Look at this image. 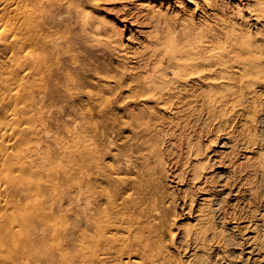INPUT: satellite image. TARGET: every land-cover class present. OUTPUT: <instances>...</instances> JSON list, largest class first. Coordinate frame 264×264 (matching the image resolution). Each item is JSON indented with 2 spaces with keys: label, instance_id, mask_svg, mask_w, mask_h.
Returning a JSON list of instances; mask_svg holds the SVG:
<instances>
[{
  "label": "rangeland",
  "instance_id": "obj_1",
  "mask_svg": "<svg viewBox=\"0 0 264 264\" xmlns=\"http://www.w3.org/2000/svg\"><path fill=\"white\" fill-rule=\"evenodd\" d=\"M12 1L0 11V126L16 130L0 148L28 140L0 149L6 264H53L41 213L56 222L63 211L70 224L99 205L141 218L167 264H264V84L241 95L225 80L217 88L236 94L212 109L207 81L189 80L186 100L167 109L143 88L174 78L177 44L223 55L237 78L238 42L247 37L264 56V22L251 20L259 0ZM23 154L40 172L33 179L18 172Z\"/></svg>",
  "mask_w": 264,
  "mask_h": 264
},
{
  "label": "bare ground",
  "instance_id": "obj_2",
  "mask_svg": "<svg viewBox=\"0 0 264 264\" xmlns=\"http://www.w3.org/2000/svg\"><path fill=\"white\" fill-rule=\"evenodd\" d=\"M78 1H80V4H81L82 0H78ZM74 2H76V1H74ZM13 5H14V2L12 0H0V11L4 10L7 7L11 8ZM81 5H83V3ZM17 9L21 10V13H19V14L22 15L21 16L22 20L25 21L26 13H27V5L26 4L22 5ZM15 10H16V8H15ZM20 10H18V11H20ZM253 11H254V13L252 14L253 17L251 20L255 21L258 24H260L261 22L263 23L264 22V0H259L258 2H256L255 8ZM30 18H31V16L29 17V20H30ZM245 21L247 22L248 20L246 19ZM4 26H6L7 28H4ZM2 29H3V31H2ZM11 31H12V29L9 27V25H3L1 27V33L5 34V35L10 33ZM209 34H211V33H209ZM212 37L215 38V35ZM206 40H208V39H206ZM213 41L208 40V42H210V43H208L207 41L206 42H207V44H209L211 46V42H213ZM207 44L205 45V48H206V46H208ZM214 46H215V43H214ZM198 47H200V46H197V48L193 47V48L184 49L185 47L184 48L180 47L179 44H177L176 46H173L172 57L175 60V62H174V65L172 66V68L174 69V71H173L174 78H172V80H169V81L162 79L163 81H161V83L158 84L156 81H151V80L149 81V79L152 76H155V75H152L148 79L149 82L146 81L148 83L144 84V86H143V88L146 91L145 93L148 94L153 99L160 101L159 103L163 107L165 106V108H166V106H167V108H168V107L172 106V104L174 103L175 100H179L180 102H184L186 100V98H187L186 92H188L189 87H190L189 80L196 78V79H199L201 82L207 81L209 83L207 91H205V93H209V97H208V99H206L205 102H207V105L212 109L213 106H215V105H217V106L225 105L227 103L228 99L236 94V91L232 87H226L225 92H223L222 90H219L217 88L216 85L219 83H223L225 80H227V81H235L236 80V82L239 84V87H240L238 92H240L241 95H243V93H245L244 92L245 89L247 90V92H246V94H247L248 91H250L251 89H254L256 86L264 84V56L262 55L261 51L258 50L257 46L253 43V41L249 42V39L247 37H245L243 42H238L236 44L237 53L232 58V61H233L232 63L236 64L240 70L239 76L237 78L229 75L228 69H227L228 61L223 58V55L215 53V55L213 56V55L208 54L209 52L207 54H205L206 52L203 54L202 51L204 52V50H202V48H198ZM203 47H204V45H203ZM217 48H219V47H217ZM223 49H225V48L223 47ZM193 53H194V55L191 56L190 54H193ZM15 57H16L15 55L10 56L11 59L13 58V62H15L14 59H16V63H17L18 58H15ZM26 57L29 59L35 58V56L32 55L31 53L27 54V56H25V58ZM22 58H24V57H22ZM36 58H37V56H36ZM39 58H41V57H39ZM19 61H20V59H19ZM20 62H22V61H20ZM19 63H17V64H19ZM27 63H28V61H27ZM23 64H25V63H23ZM212 71L213 72L217 71L218 76L216 77V79H211L213 77L208 76L210 74V72H212ZM13 94H14V91H13ZM9 95H11V94H9ZM213 95L215 97L211 98ZM11 96L13 98V95H11ZM14 96H15V94H14ZM17 105L13 104V106L11 107L12 114H14L13 111L15 112V111L19 110V106H17ZM20 108H22V107H20ZM25 108H27V107H25ZM11 112H10V114H11ZM11 116L13 118V115H11ZM13 120H15V119H13ZM2 126L3 125L0 126V136L3 135L4 133H6L7 134L6 136H8V137L13 136L12 133H13V131L16 130L15 127L11 126L10 127L11 130L8 131L7 127H2ZM29 126H30V124L27 127H29ZM33 126L34 125L31 124L32 130H31V128H28V130H27V132L29 131L28 133L30 135H31L30 131L35 130V129H33ZM22 131H23L22 127L19 128L17 130V132L14 133L15 138L19 132L22 135ZM37 132H39V131H35V133H37ZM35 135L33 137H35ZM26 138L24 136L23 139L17 140L16 142H14V141L11 143L4 142L1 145V148L11 147V145H14V144L19 145V144H22L23 142L25 143L24 140H28V137H26ZM3 150H5V149H2V152L7 151V150H5V151H3ZM38 153H37V155H38ZM29 155L32 158V155L31 154H29ZM41 156H42V154L40 155V157ZM42 157H44V156H42ZM34 158L35 157L33 155V159ZM25 159H27L26 154L19 155L17 158L16 164L19 167L18 168L19 174L24 176V177H25V175H23V173L27 174L29 172L28 176H30V173H32V172L39 174L40 172H37V169L31 170V168L33 167V164L31 166L30 170H28L31 164H30V161H28L30 165L29 164L27 165L26 164L27 160H25ZM37 159H38V157H37ZM40 159H42V158H39V160ZM45 159H48V158H45ZM45 159L43 161V164L45 163L44 165H46V162H47ZM51 164L52 163L50 162V165ZM26 165L28 168L26 167ZM39 168H38V170H39ZM41 169L43 170L44 168H41ZM51 169L54 170V168H51ZM33 170H36V171H33ZM49 170H50V168H49ZM45 171H46V169H45ZM51 172H52V170H51ZM28 176H27V178L25 177V179H28ZM24 177H23V179H24ZM29 178H31V176ZM33 178H31V179H33ZM23 183H24V181H23ZM30 183L28 181V184H30ZM32 183H34V180H32ZM6 184L7 183L5 182L3 184V187H5ZM28 184H25V186L26 185L28 186L29 191L33 190V188L35 186L31 188V187H29L31 185H28ZM23 186H24V184H23ZM27 186H26V189H27ZM51 196H49V197H51ZM52 197H54V196H52ZM107 199H109V198H107ZM111 199H112V197H111ZM111 199H110V201H111ZM2 200H5V199H1V197H0V205L2 204ZM115 204H116V201H115ZM44 205L47 206V204H45V203H44ZM49 206H51V205L49 204ZM108 206H109V204H108ZM117 206H118V204H117ZM124 206H123V208H124ZM52 207L56 208L57 206L56 207L52 206ZM52 207H51V209H52ZM99 207H100V205H99ZM112 207L114 210L116 209L115 206L112 205ZM112 207H111V209H112ZM98 208L97 209L95 208L96 210H92V212H89V210H88L89 213L84 212L82 214L83 217L81 216L80 220L76 218V221L75 222L72 221V223L70 222V224H69V221H68V223L65 222L66 216L63 215V213H64L63 211L61 214H59L60 215L59 221L57 219V217H58V213H57V216H56L57 221L56 222L54 219H52V218H54V216H51L53 214L51 211H49L50 213H47L46 211L41 213V216H42L41 217V224H42V228H43L42 233H43V241H44L43 244L46 247L50 248V251L47 250L48 251L46 253L47 257L45 255V252H43L45 257L47 258V262H51L53 264H167L168 263L165 260L164 256L162 255L161 249L157 245L158 240L155 237V233L153 235L154 231H152L151 229L146 231L144 225H142V223L140 222L141 218H140V220L138 219L139 217L131 219L132 217L129 216L130 217L129 218L125 215L127 212L125 214H123L122 212L120 213V211H119L118 212L119 214H116V213L114 214L108 210L106 212L105 211L106 209L102 211ZM48 209H49V207H48ZM111 209H109V210H111ZM120 209H121V207H120ZM124 209H126V208H124ZM56 210L58 211V209H55V212H56ZM59 211H61V210H59ZM77 212H74L75 215ZM80 212H81V210H80ZM116 212H117V209H116ZM128 213L130 214V212H128ZM138 214H140V213H138ZM4 215H6V214H4ZM61 215H63V216H61ZM79 215H81V214H79ZM131 216H132V214H131ZM134 216H135V214H134ZM72 220H75V219H72ZM21 221L25 222V224L28 223L27 219L19 220V223L22 224ZM81 221H82V225L78 224ZM57 222H59V223H57ZM28 224H30V222ZM9 229H11V228H9ZM20 236L22 237V233L19 234V237ZM24 239H25V237L22 240H24ZM3 240H2V238L0 239V241H1L0 242V261L2 260V258L4 256L8 255V252L4 251V250H7V247L5 246V244H3L4 242L2 243ZM49 248H46V249H49ZM8 250H9V248H8ZM44 250L45 249H43V251ZM2 251H4V252H2ZM46 258H45V260H46ZM6 259L3 258L1 264L4 262L6 264V261H4Z\"/></svg>",
  "mask_w": 264,
  "mask_h": 264
}]
</instances>
